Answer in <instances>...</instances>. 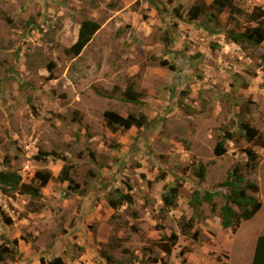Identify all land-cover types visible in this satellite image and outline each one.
I'll return each mask as SVG.
<instances>
[{
    "label": "rangeland",
    "instance_id": "obj_1",
    "mask_svg": "<svg viewBox=\"0 0 264 264\" xmlns=\"http://www.w3.org/2000/svg\"><path fill=\"white\" fill-rule=\"evenodd\" d=\"M212 1L0 0V170L39 192H0V264L251 263L264 234V48L227 42L235 24L227 9L213 19ZM233 1L244 13L264 8V0ZM83 20L100 29L75 57L66 50ZM129 85L143 104L122 100ZM107 110L143 113L151 127L111 132ZM241 123L261 139L241 138ZM226 131L238 134L216 157ZM247 148L261 157L254 172L242 171L259 187L261 210L223 229L215 197L183 235L192 192L215 190L243 167ZM63 171L73 183L60 180ZM38 172L52 174L42 188ZM176 184L177 207L165 210L161 195ZM119 194L131 202L112 210L107 199Z\"/></svg>",
    "mask_w": 264,
    "mask_h": 264
},
{
    "label": "trees",
    "instance_id": "obj_2",
    "mask_svg": "<svg viewBox=\"0 0 264 264\" xmlns=\"http://www.w3.org/2000/svg\"><path fill=\"white\" fill-rule=\"evenodd\" d=\"M212 6L215 8V13H212V18L215 21H218V15L227 9L229 21L235 24V28L228 29L224 33V38L227 42L239 46L242 51L264 48V9L262 7L254 6L250 11L244 13L235 5L233 0H213ZM189 16L192 18L191 20H194L198 16V8L191 7ZM242 16L244 17V22L240 23L238 18ZM99 29L100 24L96 21L83 20L78 29L77 39L66 50L67 54L78 57ZM261 58L264 60V51ZM96 92L102 95L99 91ZM122 100L133 105L143 104L142 94L135 91L132 85L126 88ZM103 120L111 132H117L118 130L128 131L132 128L148 130L151 127V120L143 113H131L123 117L114 111L107 110L103 113ZM238 133L248 143H256L258 139H261L260 132L246 123L239 125ZM237 134L226 131L221 139L216 142L214 155L216 157L223 156L226 153L227 140H233ZM262 148H264V142L262 143ZM244 153L246 154V162L243 167L239 164L234 165L228 170L226 178L215 190L202 191L196 189L192 192L188 203L192 210V216L186 223L181 224V233L183 235L187 234L188 230L192 229L196 222L203 219L201 217L202 205H211L215 197H220L223 201L218 210L220 225L223 229H233L241 222L250 221L261 210L262 204L254 196L259 192L258 185L246 178L242 173L243 170H246L247 173L254 172L261 157L251 148L245 149ZM206 172V166L203 163H199L195 169V176L200 183L204 182ZM51 179L52 174L38 172L35 174L33 181L39 182L38 188H42ZM60 180L73 183V180L64 171ZM223 190H228V193H224ZM179 191L180 185L176 184V186L170 187L167 192L161 195L165 210L177 207ZM0 192L3 195L18 193L30 196H37L39 193L38 189L33 185L23 184L21 175L12 169L0 170ZM117 198V200L107 199L108 207L112 210H117L123 203L131 202L127 196L122 194H119ZM168 239L171 241V247H166V253L171 252L172 246L176 244L177 237L173 234ZM15 245L16 242L13 243V246ZM51 264L65 263L57 258ZM250 264H264V234L258 236L255 241Z\"/></svg>",
    "mask_w": 264,
    "mask_h": 264
},
{
    "label": "crops",
    "instance_id": "obj_3",
    "mask_svg": "<svg viewBox=\"0 0 264 264\" xmlns=\"http://www.w3.org/2000/svg\"><path fill=\"white\" fill-rule=\"evenodd\" d=\"M252 255H253V253H252ZM252 255L250 256L249 261H251V259H252Z\"/></svg>",
    "mask_w": 264,
    "mask_h": 264
},
{
    "label": "built area",
    "instance_id": "obj_4",
    "mask_svg": "<svg viewBox=\"0 0 264 264\" xmlns=\"http://www.w3.org/2000/svg\"><path fill=\"white\" fill-rule=\"evenodd\" d=\"M264 9V8H263Z\"/></svg>",
    "mask_w": 264,
    "mask_h": 264
}]
</instances>
